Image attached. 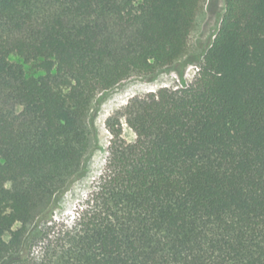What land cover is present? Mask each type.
I'll use <instances>...</instances> for the list:
<instances>
[{
	"label": "trees",
	"instance_id": "obj_1",
	"mask_svg": "<svg viewBox=\"0 0 264 264\" xmlns=\"http://www.w3.org/2000/svg\"><path fill=\"white\" fill-rule=\"evenodd\" d=\"M204 1L0 0V264H264V0H223L193 83L106 120L88 207L27 245L83 170L94 103L185 67Z\"/></svg>",
	"mask_w": 264,
	"mask_h": 264
},
{
	"label": "rangeland",
	"instance_id": "obj_2",
	"mask_svg": "<svg viewBox=\"0 0 264 264\" xmlns=\"http://www.w3.org/2000/svg\"><path fill=\"white\" fill-rule=\"evenodd\" d=\"M223 10V0H205L196 19L195 27L189 40V63L182 67L181 63L159 70L151 77H133L103 93L100 101L95 102L88 116V122L93 126L94 138L92 149L84 161V167L70 190L56 198V209L51 222L41 223L34 228L30 257L39 259L44 246L41 239L48 235L53 239L66 228H70L86 209L105 174L108 149L111 135L106 127V120L121 112L133 98L155 93L162 88L181 89L191 85L199 72V64L203 53L209 47L219 27V18ZM184 59L181 60V62ZM24 70L31 75L36 70V64L24 65ZM122 138L131 143L136 136L127 126L123 117ZM29 249V248H28Z\"/></svg>",
	"mask_w": 264,
	"mask_h": 264
}]
</instances>
